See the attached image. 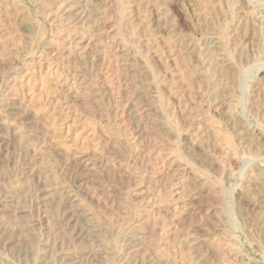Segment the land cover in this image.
Segmentation results:
<instances>
[{
	"label": "rangeland",
	"instance_id": "374dc122",
	"mask_svg": "<svg viewBox=\"0 0 264 264\" xmlns=\"http://www.w3.org/2000/svg\"><path fill=\"white\" fill-rule=\"evenodd\" d=\"M157 261L264 264V0H0V264Z\"/></svg>",
	"mask_w": 264,
	"mask_h": 264
},
{
	"label": "bare ground",
	"instance_id": "6f19581e",
	"mask_svg": "<svg viewBox=\"0 0 264 264\" xmlns=\"http://www.w3.org/2000/svg\"><path fill=\"white\" fill-rule=\"evenodd\" d=\"M237 2H238V1H237ZM234 4H235V3H234ZM230 6H231V4H230ZM230 6H229V7H230ZM235 10H236V9H235ZM233 13H234V12H233ZM230 14H231V13H230ZM227 15H228V14H227ZM225 19H226V18H225ZM229 19H230V18H229ZM225 21H227V20H225ZM224 25H225V23L223 24V26H224ZM226 25H227V23H226ZM220 27H221V26H220ZM225 27H226V26H224V30L226 29ZM221 29H222V28H221ZM227 29H228V27H227ZM227 29H226V30H227ZM228 30H229V29H228ZM219 31H220V30H219ZM221 31H222V32H221V36H220V38H221V39H225V40H223V41H227V37L225 38V36H226V31H225V32H224L223 30H221ZM228 32H229V31H228ZM218 33L220 34V32H218ZM231 42H232V41H231ZM221 44H222V43H221ZM224 44H226V43L224 42ZM226 45H227V44H226ZM223 49H224V48H223ZM218 51H219V50H218ZM222 51H224V50H222ZM222 51H221V52H222ZM230 51H231V50H230ZM207 52H208V51H207ZM225 53H226V52H225ZM227 55H228V54H227ZM225 56H226V55H225ZM227 57H228V56H227ZM213 58H214V57H213ZM222 59H223V58H222ZM226 62H227V61H226ZM231 64H232V63H231ZM211 65H212V64H211ZM217 65H218V64H217ZM224 66H225V65H224ZM224 70H225V69H224ZM239 70H240V69H239ZM237 71H238V70H237ZM213 72H214V71H213ZM233 73H234V71H233ZM236 73H237V72H236ZM236 73H235V75H236ZM239 73H240V71H239ZM239 73H238V75H239ZM218 74H219V73H218ZM229 74H230V73H229ZM231 74H232V73H231ZM240 74H241V73H240ZM233 75H234V74H233ZM210 76H211V75H210ZM219 76H221V75H219ZM219 76H218V78H219ZM213 77H214V79H216V78H215L216 76H213ZM213 77H211V78H213ZM222 77H223V76H222ZM209 78H210V77H209ZM218 78H217V79H218ZM236 78L238 79V78H240V76H239V77L237 76ZM219 79H220V78H219ZM219 79H218V80H219ZM224 79H225V78H224ZM207 80H208V79H207ZM210 80H211V79H210ZM231 80H233V79H231ZM234 80H235V78H234ZM219 81H220V80H219ZM222 81H223V80H222ZM204 82H205V81H204ZM207 82H209V81H207ZM217 82H218V81H217ZM244 82H245V81H244ZM230 83H231V82H230ZM208 84H209V83H208ZM210 84H212V82H211ZM218 84H219V86H220L221 83L219 82ZM218 84H217V85H218ZM243 84H244V83H243ZM213 85L216 86V84H214V83H213ZM229 85H230V84H229ZM204 86H205V85H204ZM222 86H223V85H222ZM224 86L226 87V85H224ZM217 87H218V86H217ZM220 87H221V86H220ZM225 87H224V88H225ZM231 87H233V86H231ZM206 88H207V87H206ZM206 88H204V89H206ZM209 88H210V85H209ZM211 88H212V87H211ZM218 88H219V87H218ZM214 89H215V88H214ZM219 89H220V88H219ZM207 90H208V89H207ZM207 90H206V91H207ZM220 90H221V89H220ZM220 90H219V91H220ZM213 91H214V90H213ZM213 91L211 90V92H213ZM229 91H230V90H229ZM232 91H233V90H232ZM214 92L216 93V91H214ZM217 92H218V91H217ZM225 92H226V91H225ZM206 94H207V93H206ZM226 94H227V93H226ZM214 95H215V94H214ZM214 95H213V96H214ZM209 96H210V93H209ZM216 96H217V95H216ZM222 96H223V95H221V97H219V98H222ZM210 97H211V96H210ZM225 97H226V96H225ZM214 98L216 99V97H214ZM209 100H210V99H209ZM210 101H211V100H210ZM210 101H209V102H210ZM207 103H208V102H207ZM210 103H211V102H210ZM211 106H212V105H211ZM229 110H230V109H229ZM199 128H200V127H199ZM242 128H243V127H242ZM240 129H241V128H240ZM240 129H239V130H240ZM240 131H241V130H240ZM202 132H203V131H202ZM202 132H201V133H202ZM243 132H244V131H243ZM245 132H246V131H245ZM250 134H251V133H250ZM259 134H260V133H259ZM205 136H206V135H205ZM249 137H250V136H249ZM238 139H240V138H238ZM241 140H242V139H241ZM247 140H248V139H247ZM243 141H245V140L243 139ZM249 141H250V139H249ZM245 143H246V142H245ZM210 144H211V143H210ZM241 145H243V144H241ZM251 145H252V144H251ZM246 146H247V144H246ZM239 148H240V147H239ZM242 148H243V147H242ZM257 148H258V147H257ZM242 150H243V149H242ZM245 151H246V150H245ZM48 153H50V152H48ZM46 154H47V153H46ZM253 154H254V153H253ZM182 155H183V154H182ZM179 157H180V156H179ZM181 158H183V157H181ZM184 160H186V158H185ZM82 177H83V176H82ZM79 182H80V181H79ZM216 182H217V180H216ZM216 182H215V183H216ZM217 183H218V182H217ZM217 185H219V184H217ZM220 190H221V188H220ZM222 191H223V190H222ZM115 238H116V237H115ZM112 241H113V240H112ZM196 242H197V241H196ZM114 245H115V244H114ZM154 247H155V246H154ZM120 248H121V247H120ZM122 248H123V247H122ZM187 248H188V247H187ZM123 249H125V248H123ZM188 250H189V249H188ZM206 250H207V249H206ZM124 251H125V250H124ZM124 251H123V252H124ZM163 251H164V250H163ZM153 252H154V251H153ZM193 252H194V251H193ZM160 254H162V253H160ZM186 254H187V253H186ZM198 254H199V253H197V255H198ZM191 255H194V254H191ZM191 255H190V256H191ZM197 255H195V256H197ZM163 256H164V253H163ZM186 256H187V255H186ZM198 256H199V255H198ZM200 256H201V255H200ZM160 257H161V256H160ZM193 257H194V256H193ZM210 257H211V256H210ZM205 258H206V257H205ZM199 259H200V258H199ZM199 259H198V260H199ZM155 260H156V259H155ZM183 260H184V259H183ZM194 260H197L196 257H195ZM198 260H197V261H198ZM204 260H205V259H204ZM160 261H161V260H160ZM172 261H173V260H172ZM188 262H189V261H188ZM171 263H172V262H171ZM186 263H187V260H186ZM186 263H185V264H186ZM157 264H158V261H157ZM169 264H170V263H169ZM173 264H174V263H173Z\"/></svg>",
	"mask_w": 264,
	"mask_h": 264
}]
</instances>
